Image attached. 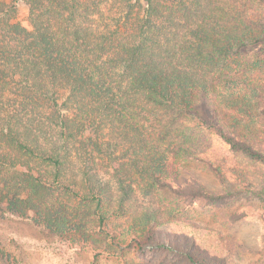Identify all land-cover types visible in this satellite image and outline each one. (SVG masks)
Returning <instances> with one entry per match:
<instances>
[{"label":"trees","instance_id":"16d2710c","mask_svg":"<svg viewBox=\"0 0 264 264\" xmlns=\"http://www.w3.org/2000/svg\"><path fill=\"white\" fill-rule=\"evenodd\" d=\"M255 1L0 0L5 213L69 234L86 264L134 262L132 251L140 264H232L243 244L177 220L158 197L167 189L220 207L234 184L247 185L189 143L199 129L264 167V76L243 57L264 48ZM192 162L206 163L225 191L194 175L175 185ZM0 258L11 264L1 249Z\"/></svg>","mask_w":264,"mask_h":264},{"label":"rangeland","instance_id":"374dc122","mask_svg":"<svg viewBox=\"0 0 264 264\" xmlns=\"http://www.w3.org/2000/svg\"><path fill=\"white\" fill-rule=\"evenodd\" d=\"M258 1L252 2L249 6L256 8L257 15L264 18V0ZM18 20L30 29L28 7L21 2L18 4ZM263 49L262 46L255 45L243 50L246 62L252 63V70L257 68L256 70L259 71L260 69L262 77L264 76V57H261L264 55L262 54ZM259 64L261 68L258 67ZM192 133L189 136V143L192 146L201 150L204 156L207 154L221 164L230 178L248 180L247 185L234 184L233 188L237 189L234 192L235 196L220 207L206 206L203 202H189L188 199L176 197L167 189L160 190L158 200H162L171 208L172 215L177 220L191 221L200 226L229 234L235 238V249L239 248V244H243L247 251L234 250L236 258L232 264L263 263L264 167L231 151L229 146L211 129H199ZM261 147L264 148V145ZM187 168V171H181L177 175L175 185L182 186L194 175L210 190L225 191L217 173L212 171L206 163L192 162ZM103 179L108 180L109 176H103ZM231 182L233 183V180ZM237 213L242 217L235 219ZM68 236L69 234L63 237L56 236L35 226L31 221L12 217L5 213V206L0 205V249L10 256L11 264H86L89 262L90 256L79 247L73 248ZM128 256L134 262L125 263L114 258H103L98 264H140L144 262L142 257L134 251ZM0 264H5L1 258Z\"/></svg>","mask_w":264,"mask_h":264}]
</instances>
